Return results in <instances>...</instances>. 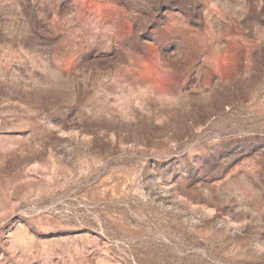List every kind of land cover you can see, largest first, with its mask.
Listing matches in <instances>:
<instances>
[{"label": "rangeland", "instance_id": "rangeland-1", "mask_svg": "<svg viewBox=\"0 0 264 264\" xmlns=\"http://www.w3.org/2000/svg\"><path fill=\"white\" fill-rule=\"evenodd\" d=\"M0 264H264V0H0Z\"/></svg>", "mask_w": 264, "mask_h": 264}]
</instances>
